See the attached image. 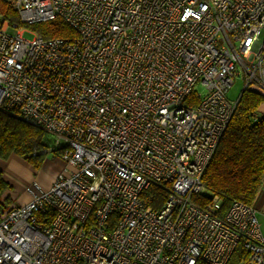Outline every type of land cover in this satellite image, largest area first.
I'll return each instance as SVG.
<instances>
[{
    "label": "built area",
    "instance_id": "2783aa9c",
    "mask_svg": "<svg viewBox=\"0 0 264 264\" xmlns=\"http://www.w3.org/2000/svg\"><path fill=\"white\" fill-rule=\"evenodd\" d=\"M4 1L23 24L0 25V108L61 168L0 213V264H226L238 245L264 264L253 205L191 198L241 91L264 102V0ZM55 16L74 37L28 26Z\"/></svg>",
    "mask_w": 264,
    "mask_h": 264
},
{
    "label": "trees",
    "instance_id": "16d2710c",
    "mask_svg": "<svg viewBox=\"0 0 264 264\" xmlns=\"http://www.w3.org/2000/svg\"><path fill=\"white\" fill-rule=\"evenodd\" d=\"M0 25L4 18L20 22L18 12L6 1L0 0ZM44 38L74 37L75 31L59 16L28 25ZM189 98L194 99V96ZM263 102L260 94L244 89L241 91L228 124L216 149L201 176L203 193L193 194L198 204L218 195L226 208L232 200L253 204L264 179V114L258 113ZM53 138L40 127L32 125L13 112L0 108V159L17 156L33 169H38L46 154L43 149L52 145ZM9 184L0 170V213L11 204L4 195ZM144 194H153L149 204L158 207L164 197L163 187L150 185ZM246 256L238 245L226 264H239ZM196 264H206L198 261Z\"/></svg>",
    "mask_w": 264,
    "mask_h": 264
},
{
    "label": "rangeland",
    "instance_id": "374dc122",
    "mask_svg": "<svg viewBox=\"0 0 264 264\" xmlns=\"http://www.w3.org/2000/svg\"><path fill=\"white\" fill-rule=\"evenodd\" d=\"M0 18H3L2 15H0ZM26 39H30L33 34L30 32H24L22 35ZM243 83L240 76H235L233 79L232 85L228 88L227 91V97L230 100H235L240 93V90L242 89ZM198 91L203 93V88L198 87ZM264 104L262 105V107ZM258 112L264 113L261 108L258 109ZM47 155L42 162L41 166L38 169H28V168H20L18 172H15L13 175H11V188L15 191V195L13 196V201L18 202L16 200L15 196H20L21 191L25 186L32 182L38 183L42 188L46 189L49 188L51 184L50 175L54 174L52 169L57 168L54 164H56V160H52ZM59 162V160H58ZM6 161L0 159V167L5 170ZM262 223V232L264 234V220L262 218H259Z\"/></svg>",
    "mask_w": 264,
    "mask_h": 264
},
{
    "label": "crops",
    "instance_id": "0c3cea01",
    "mask_svg": "<svg viewBox=\"0 0 264 264\" xmlns=\"http://www.w3.org/2000/svg\"><path fill=\"white\" fill-rule=\"evenodd\" d=\"M264 104V102H262L258 109L264 112V106L262 107V105ZM259 113V112H258ZM260 114H264L261 113ZM6 161V166H5V170L2 169V167H0V170L3 173V177L5 179V181L9 184V188H7L5 190V192L3 193L4 195H7L10 197L11 199V203L13 204H20L23 203L27 200V195L24 193V188L21 191L20 196H15L16 200H18V202H14L13 201V196L15 195V191L12 190L11 188V175H13L15 172H18L20 168H28V169H33L30 164H28L26 161L22 160L21 158L17 157V156H10ZM57 168L52 169L53 172L55 173L56 171H59L61 168V163L60 162H56V164H54ZM53 175V174H52ZM50 179H52V176L50 175ZM256 210L257 213V217L262 218L264 220V179H263V183L261 186V189L255 199V201L252 204ZM260 221V219H259ZM261 222V221H260ZM262 224V223H261Z\"/></svg>",
    "mask_w": 264,
    "mask_h": 264
}]
</instances>
